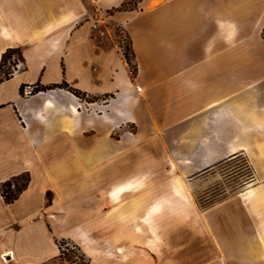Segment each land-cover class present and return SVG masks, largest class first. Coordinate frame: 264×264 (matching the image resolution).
Listing matches in <instances>:
<instances>
[{
    "label": "crops",
    "instance_id": "obj_1",
    "mask_svg": "<svg viewBox=\"0 0 264 264\" xmlns=\"http://www.w3.org/2000/svg\"><path fill=\"white\" fill-rule=\"evenodd\" d=\"M128 1L0 0V66L10 51L20 58L0 80V264H62L64 238L108 245L89 264H142L130 238L84 230L135 229L137 243L136 230L174 228L170 197L183 195L180 186L240 157L252 182L198 211L196 223L216 235L225 223L234 243L259 246L246 254L264 264V0H138L122 9ZM134 148L151 150L149 164L165 170L156 175L171 190L148 205L137 193L157 176L144 167L103 177ZM23 174L27 186L8 202L2 187ZM149 243L153 259L174 260L167 237Z\"/></svg>",
    "mask_w": 264,
    "mask_h": 264
},
{
    "label": "rangeland",
    "instance_id": "obj_2",
    "mask_svg": "<svg viewBox=\"0 0 264 264\" xmlns=\"http://www.w3.org/2000/svg\"><path fill=\"white\" fill-rule=\"evenodd\" d=\"M138 0H129L126 2L122 9H130L137 5ZM115 34L117 36L119 46L122 45V53L124 59L130 62V70H134L133 55L127 50L130 48V40L121 25H116ZM128 55V57H126ZM259 60L264 61V51L258 54ZM19 52L10 51L6 54L4 59V65L0 73L13 72L16 61H18ZM24 94L32 93L33 90L30 88L22 89ZM83 98L92 101L91 98H87L86 95ZM93 125V124H92ZM161 151V150H160ZM159 150H154V153L160 152ZM56 151L51 150L50 155H53ZM153 152V151H152ZM151 150L149 148H134L120 156V159H115V161L107 165V169L103 175L105 181L117 178L123 174L134 171L136 168H143L144 172L150 174H156L165 171L156 164H149L151 162L150 155ZM246 161L242 157L237 158L231 162L224 163L220 165L217 169L207 174L204 179H202V174L198 177L192 179L191 184L180 186L184 187L182 192L183 195L170 197V204L174 205V213L169 214V220L173 217L175 222L174 228H155V229H145L136 230L139 234L138 242L135 243V229H103V228H92L85 229L87 235H96L97 237H102L103 232L110 231L112 236L128 237L130 241H127L128 245H133L136 249H141L138 252L142 254V264H163L160 261H156L152 258L151 250H154L149 243V238L164 236L167 237L169 243L175 252V258L170 264H257V261H253L252 257H248L246 253L261 251L259 246L236 244L232 238L231 229L225 227V223L222 224L224 227L220 226L217 228L218 235H216V228L209 226L208 223L204 222L202 218V231L197 225L198 211L207 210L212 208L216 203L235 193L244 189L247 185L252 182V178L246 169ZM160 177V176H159ZM158 176L155 179H149L145 188L139 191L136 200L142 202L143 205H148L153 202L156 196H160L170 192L169 183L167 180H162ZM29 181V175L23 174L19 177L14 178L10 182H7L2 187L3 192L8 191L10 194H18L27 186ZM50 193L48 197L50 198ZM142 195V196H140ZM90 201L92 204H97V199H84L81 200ZM131 200H135L132 198ZM130 201V200H129ZM128 201V202H129ZM133 203V202H132ZM186 206V207H184ZM191 206L195 212H183ZM101 214H93L94 217L97 216L101 219ZM91 214V218L93 217ZM212 218V224L216 226L214 221L215 214H210ZM168 219H165V222ZM184 222H186L184 224ZM187 224V225H186ZM187 227H186V226ZM190 226H192L190 228ZM63 231H67L64 229ZM57 244L62 253L63 259L62 264H89V261L105 252L108 248L107 244H100L98 240L95 243L91 241L84 240H71V239H59ZM189 244V248L188 247ZM187 245V247L185 246ZM192 254V260L186 262L184 261V253L186 250ZM135 252V251H134ZM202 252V257H199ZM139 257V255H138ZM135 258V255L132 256ZM221 260H220V259ZM251 258V259H247Z\"/></svg>",
    "mask_w": 264,
    "mask_h": 264
},
{
    "label": "trees",
    "instance_id": "obj_3",
    "mask_svg": "<svg viewBox=\"0 0 264 264\" xmlns=\"http://www.w3.org/2000/svg\"><path fill=\"white\" fill-rule=\"evenodd\" d=\"M120 48H122V45H120ZM127 50H129V51L132 53V55H133L131 45H130V48H128ZM5 57H6V55H4V57H3L2 64H1V66H0V70H2V68H3ZM126 57H128V55H127ZM127 63H128V65L130 66V62H128V60H127ZM11 74H12V72L4 73V75H2V77L0 78V80H2V79H8V78L11 76ZM55 87L67 88V87H69V86H68V84H66V83H63V84H57V85H55V86H50V87H43V88H40V86H37V87L35 88V91H41V90L52 89V88H55ZM70 90H71L72 92H74V93H75L78 97H80V98H83V96L85 95V94H83L82 92H80L79 90H76V89H70ZM3 196H4V198H5L8 202H12V201H14L15 199H17L18 194H13V193L10 194L8 191H6V192H3Z\"/></svg>",
    "mask_w": 264,
    "mask_h": 264
}]
</instances>
